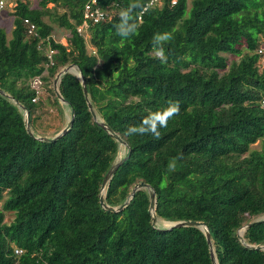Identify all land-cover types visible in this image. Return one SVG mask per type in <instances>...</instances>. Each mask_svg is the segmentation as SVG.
Returning a JSON list of instances; mask_svg holds the SVG:
<instances>
[{
    "label": "trees",
    "instance_id": "trees-1",
    "mask_svg": "<svg viewBox=\"0 0 264 264\" xmlns=\"http://www.w3.org/2000/svg\"><path fill=\"white\" fill-rule=\"evenodd\" d=\"M86 2L17 0L11 37L0 27V264H213L204 226L169 228L184 220L205 223L217 264H264V0H161L140 21L135 10L138 32L128 39L115 25L130 0H97L109 18L88 22V40L76 29ZM55 25L68 33L41 41ZM165 32L172 39L161 63L152 37ZM70 64L57 80L62 101L53 81ZM35 76L62 119L51 134L34 127L44 112L42 99L32 101ZM170 101L180 113L159 139L127 134ZM72 109L67 132L37 138L55 137ZM117 159L104 204L126 205L108 211L100 187ZM140 182L147 186L129 198Z\"/></svg>",
    "mask_w": 264,
    "mask_h": 264
},
{
    "label": "clouds",
    "instance_id": "clouds-1",
    "mask_svg": "<svg viewBox=\"0 0 264 264\" xmlns=\"http://www.w3.org/2000/svg\"><path fill=\"white\" fill-rule=\"evenodd\" d=\"M147 7L142 5L141 0H130L126 8H121L119 11V23L115 25L116 34L121 38L128 39L135 36L138 32L137 24L134 22V12L136 9L147 11ZM172 39V34L154 33L152 37V45L154 55L161 63L167 62L165 49L163 45ZM180 106L178 101H170L168 105L155 112L145 116L138 125L129 126L127 128L128 135H152L159 139L161 136L160 129L166 128L168 122L175 116L179 115ZM177 157L171 158L168 163V171H174L176 168Z\"/></svg>",
    "mask_w": 264,
    "mask_h": 264
},
{
    "label": "water",
    "instance_id": "water-1",
    "mask_svg": "<svg viewBox=\"0 0 264 264\" xmlns=\"http://www.w3.org/2000/svg\"><path fill=\"white\" fill-rule=\"evenodd\" d=\"M73 67V64H70L66 67H64L63 69H61L56 77L54 78V81H53V86H54V90H55V93H56V96L62 100V96L60 94V92L58 91L57 89V80L59 78V76L66 72L68 69L72 68ZM80 79H81V83H82V88H83V93H84V97L87 101V104H88V107H89V110L91 111L93 117H95V113H94V110H93V107L89 101V98H88V92H87V87H86V82H85V79H84V76L82 74H80ZM0 92L4 93L1 89H0ZM74 120V110L72 109L71 110V118L70 120L68 121V123L66 124V126L53 138H49V137H45V136H40V137H37L38 139L40 140H49V141H52V140H56L57 138H59L61 135H63L65 132L68 131V129L70 128L72 122ZM110 133L113 137H115L116 139H118L119 141L123 142L121 140V138L114 132H112L111 128L108 127V126H105L104 124H102ZM25 126H26V130L27 132L29 133V135L33 136V132L31 131V128H30V123H29V114L28 112L26 111L25 112ZM122 160L121 159H117L116 161L113 162V164L111 165V167L108 169L107 173L105 174L103 180H102V183H101V187H100V190H101V193H100V196H99V200H100V204L103 205V207L108 210V211H118L120 210L124 205H126V202L118 207V208H113L111 206H108L106 204H104V189H105V186L107 184V181L109 180V178L116 172L117 168L119 167V165L121 164ZM143 186H147V184L143 183V182H140L138 184H136L130 194H129V198L133 197L134 194H135V191L140 188V187H143ZM150 193V211H151V215H152V224L154 225V223L156 222V213H155V192L153 189H150L149 191ZM253 224V222L251 223H248L246 225H244L240 230H244L246 228H248L249 226H251ZM194 226V225H202L204 226L205 228V234H206V240H207V243H208V247H209V251H210V256H211V259H212V263L213 264H217L216 262V259H215V256H214V252H213V248H212V243H211V237H210V232L207 228V226L205 225V223L203 222H199V221H195V220H184V221H177V222H174L172 223L169 228H173V227H182V226ZM263 245H257L255 246V248H262Z\"/></svg>",
    "mask_w": 264,
    "mask_h": 264
},
{
    "label": "built area",
    "instance_id": "built-area-1",
    "mask_svg": "<svg viewBox=\"0 0 264 264\" xmlns=\"http://www.w3.org/2000/svg\"><path fill=\"white\" fill-rule=\"evenodd\" d=\"M16 1L17 0H0V13L6 11L7 9H10L12 11L15 7ZM160 3H161V0H149L144 5L150 7V6L155 5V4L160 5ZM171 3L175 4L176 0H171ZM143 12H144V10L142 9L138 15L139 21L141 20V15ZM107 18H109V12L105 9H102L99 6L97 0H87V2L84 4V8H83L82 22L80 25H78L76 27V29H77L79 34H82L84 36V38L86 40H88L89 34L86 31L88 22L96 23V22H99L101 20H105ZM23 22L26 26V32L28 35L38 36L37 27L33 21H31L28 18H24ZM50 38H53V35L47 36V37H45V39H41V41H43V40L49 41ZM46 51H47L48 58H50L52 53L54 52V50L51 49L50 46L48 45L46 48ZM31 87L35 91V95L32 97V101L35 102L38 100L39 96L42 93V89H43L42 78L40 76H35L31 80ZM260 103H261V107L264 109V97L261 99ZM14 253L16 255H19L22 253V249L19 247H15Z\"/></svg>",
    "mask_w": 264,
    "mask_h": 264
},
{
    "label": "rangeland",
    "instance_id": "rangeland-1",
    "mask_svg": "<svg viewBox=\"0 0 264 264\" xmlns=\"http://www.w3.org/2000/svg\"><path fill=\"white\" fill-rule=\"evenodd\" d=\"M32 6H37V0H29ZM10 9L2 12L0 14V27H3L7 33V36L11 37V30L13 27V17L10 14ZM47 19V17H45ZM68 33V30L62 27L54 26V31L52 33L53 38L56 41H60L63 39V36ZM88 48H91L90 43L87 42ZM230 58H234L233 55H229ZM262 64H264V56L262 57ZM50 97V94L45 89H42V93L40 95V99H42L44 103V112L41 114L39 118L34 120V127L41 133L44 134H51L57 128L62 125V119L59 116V113L56 109H51L50 105L48 104L47 98ZM38 98V99H39ZM254 148L259 147V143L255 142L251 145ZM13 218V213L7 212L6 213V220L10 221Z\"/></svg>",
    "mask_w": 264,
    "mask_h": 264
}]
</instances>
